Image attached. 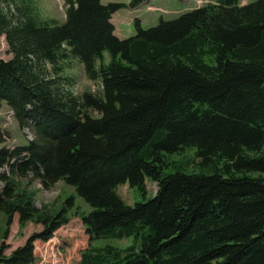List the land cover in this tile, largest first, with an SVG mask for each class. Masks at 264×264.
Instances as JSON below:
<instances>
[{
    "label": "trees",
    "instance_id": "obj_1",
    "mask_svg": "<svg viewBox=\"0 0 264 264\" xmlns=\"http://www.w3.org/2000/svg\"><path fill=\"white\" fill-rule=\"evenodd\" d=\"M147 1L65 0L59 23L35 0H0L12 55L0 58V107L35 134L0 149V169L9 167L0 213L8 231L16 214L20 228L42 226L10 255L2 244L0 264L42 263L36 242L71 215L89 236L77 264H264V0H210L149 29L137 19L134 36H116L113 14ZM71 57L100 91L73 94ZM6 138L0 130V145ZM189 147L192 170L168 171L170 156ZM30 176L74 195L38 208L35 192L22 190ZM147 180L158 185L149 199ZM124 184L146 200L128 205Z\"/></svg>",
    "mask_w": 264,
    "mask_h": 264
},
{
    "label": "rangeland",
    "instance_id": "obj_2",
    "mask_svg": "<svg viewBox=\"0 0 264 264\" xmlns=\"http://www.w3.org/2000/svg\"><path fill=\"white\" fill-rule=\"evenodd\" d=\"M25 0H15L16 5L22 7ZM128 0H102L103 4L111 2H124ZM257 0H240V3L247 5ZM129 2V1H128ZM210 2V0H148L138 9L133 10L123 8L113 14V22L117 24L120 31V38L127 39L136 34V20L139 19L144 29H149L158 26L163 21H171L178 19L182 14L192 11ZM38 12L46 18H54L59 23L65 22L66 19V3L65 0H35ZM0 58L9 60L12 55L9 52L5 37L0 35ZM65 79L67 80L68 88L76 96H82L85 92L96 94L101 89L99 80H91L85 73L84 65L73 57L70 58L68 68L66 67ZM0 130L6 135V142L0 145V149L7 148L10 151L25 147L28 142L35 140V134L32 129H21L15 119L14 114L6 104L0 107ZM264 152V147L262 149ZM196 149L189 147L181 150L170 156L175 165H171L168 171L175 172L176 169H181L185 172L192 170L191 165L198 161L195 157ZM192 163V164H191ZM0 173H9V167L6 165L0 169ZM30 178V179H29ZM24 184L22 190L34 191L35 200L38 208L47 205L61 206L64 197L71 195L73 189L67 186L64 182H58L50 189H45L40 180H33L29 177ZM4 184L0 181V191ZM148 190V198L155 195L157 192V183L150 180L146 181ZM119 193L124 198V201L131 206L135 202H143L146 199L140 196L137 192H132L128 185H121ZM77 195V194H76ZM78 204L88 208L85 202L77 196ZM42 229L41 225L28 223L26 227L20 228L19 216L15 215L13 224L8 231L7 215L0 213V246L5 243L7 248L4 250L5 255H10L13 250L24 245L30 235ZM8 234L9 236H6ZM8 237V238H7ZM69 239L66 250L60 246V243ZM89 236L86 234L85 227L80 218L71 215L70 222L56 231L52 240L47 243L36 242L37 249L43 258L40 264H77L80 259V251L88 245ZM132 239H105L99 242L100 245L111 244L119 248H124L131 243Z\"/></svg>",
    "mask_w": 264,
    "mask_h": 264
},
{
    "label": "crops",
    "instance_id": "obj_3",
    "mask_svg": "<svg viewBox=\"0 0 264 264\" xmlns=\"http://www.w3.org/2000/svg\"><path fill=\"white\" fill-rule=\"evenodd\" d=\"M129 1V0H128ZM127 1V2H128ZM138 9V8H137ZM134 10H136V9H134ZM112 22H113V19H112ZM113 24L115 25V34H116V36H118L119 38H120V36H119V34H120V31L118 30V26H117V24L116 23H114L113 22ZM121 39V38H120Z\"/></svg>",
    "mask_w": 264,
    "mask_h": 264
},
{
    "label": "bare ground",
    "instance_id": "obj_4",
    "mask_svg": "<svg viewBox=\"0 0 264 264\" xmlns=\"http://www.w3.org/2000/svg\"><path fill=\"white\" fill-rule=\"evenodd\" d=\"M26 87V86H25ZM198 172V171H197Z\"/></svg>",
    "mask_w": 264,
    "mask_h": 264
}]
</instances>
